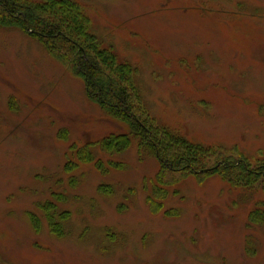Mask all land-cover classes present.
<instances>
[{"label": "rangeland", "instance_id": "obj_1", "mask_svg": "<svg viewBox=\"0 0 264 264\" xmlns=\"http://www.w3.org/2000/svg\"><path fill=\"white\" fill-rule=\"evenodd\" d=\"M70 1L133 68L145 115L254 170L264 164V0ZM129 130L69 65L0 25V264H264V226L250 220L264 210L262 183L160 182L138 142L100 148ZM88 146L94 162L81 163Z\"/></svg>", "mask_w": 264, "mask_h": 264}, {"label": "trees", "instance_id": "obj_2", "mask_svg": "<svg viewBox=\"0 0 264 264\" xmlns=\"http://www.w3.org/2000/svg\"><path fill=\"white\" fill-rule=\"evenodd\" d=\"M77 7L70 0H45L41 4L0 0V25L19 29L39 41L47 51L84 79L89 99L128 124L130 130L127 134L112 135L102 141L99 145L102 151L119 154L138 142L141 154L149 152L158 160L160 182L161 177L178 183L181 177L195 176L204 181L220 175L235 188L255 186L257 183H262L264 187V164L254 170L243 157L235 159L191 143L145 115L139 103L140 93L133 84V68L120 61L113 48L106 47L101 39L92 34L91 19ZM89 148L80 152L81 163L94 162ZM96 166L102 170L100 163ZM57 210L58 206L52 203L42 207L52 232L63 236ZM59 218L65 219L62 215ZM250 220L264 226V210H254ZM33 221L38 228L40 221L34 216Z\"/></svg>", "mask_w": 264, "mask_h": 264}]
</instances>
